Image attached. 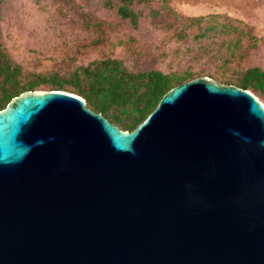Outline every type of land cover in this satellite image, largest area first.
<instances>
[{
    "label": "water",
    "instance_id": "95a60500",
    "mask_svg": "<svg viewBox=\"0 0 264 264\" xmlns=\"http://www.w3.org/2000/svg\"><path fill=\"white\" fill-rule=\"evenodd\" d=\"M0 264H264V106L196 77L133 131L83 99L0 110Z\"/></svg>",
    "mask_w": 264,
    "mask_h": 264
},
{
    "label": "rangeland",
    "instance_id": "374dc122",
    "mask_svg": "<svg viewBox=\"0 0 264 264\" xmlns=\"http://www.w3.org/2000/svg\"><path fill=\"white\" fill-rule=\"evenodd\" d=\"M121 4L118 0H3L0 42L27 76L68 78L74 69L106 56L120 61L128 71L207 77L221 71L223 43L241 37L243 43L255 40L244 68L264 71V0L137 1L131 7L137 14L136 27L119 17ZM170 12L176 15L175 21ZM195 18L210 22L191 23ZM169 24L170 28H163ZM102 26L114 41H130V50L119 47L116 53L95 54L83 48L99 37ZM164 53L167 60L161 58Z\"/></svg>",
    "mask_w": 264,
    "mask_h": 264
},
{
    "label": "trees",
    "instance_id": "16d2710c",
    "mask_svg": "<svg viewBox=\"0 0 264 264\" xmlns=\"http://www.w3.org/2000/svg\"><path fill=\"white\" fill-rule=\"evenodd\" d=\"M119 17L137 26V14L132 6L146 0H118ZM3 0H0V5ZM172 21L177 18L170 12ZM214 17H209L212 21ZM210 22L206 18L191 19V23ZM234 26L237 21L227 20ZM170 28L171 25L163 28ZM242 30L244 29L241 26ZM236 30L238 28L235 27ZM99 37L84 45L83 48L95 54L102 51L116 53L119 47L130 50V41L117 42L110 38V33L102 26L98 27ZM203 31V30H202ZM207 31V28H204ZM204 33V32H203ZM203 33L200 35L203 36ZM241 35L245 33L241 32ZM238 37L235 42H224L221 55V71L218 76H207L221 84L232 85L252 93L264 106V71L259 68H244L249 52L255 40L243 43ZM167 60L168 53L161 55ZM19 64L15 63L6 48L0 42V110L11 99L27 91H62L80 97L91 111L101 114L111 125L121 131H133L156 108L162 96L175 86L192 80L199 75L185 72L180 75L164 74L159 70L144 72L128 71L123 64L113 58L103 56L85 67L74 69L68 78L56 74H37L27 76Z\"/></svg>",
    "mask_w": 264,
    "mask_h": 264
}]
</instances>
